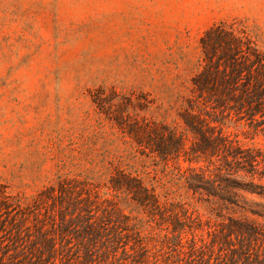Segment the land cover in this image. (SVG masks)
Here are the masks:
<instances>
[{"label":"trees","instance_id":"obj_1","mask_svg":"<svg viewBox=\"0 0 264 264\" xmlns=\"http://www.w3.org/2000/svg\"><path fill=\"white\" fill-rule=\"evenodd\" d=\"M200 43L178 118L100 88L114 139L97 170L30 199L0 183V264H264V150L245 142L264 135V50L227 21Z\"/></svg>","mask_w":264,"mask_h":264},{"label":"rangeland","instance_id":"obj_2","mask_svg":"<svg viewBox=\"0 0 264 264\" xmlns=\"http://www.w3.org/2000/svg\"><path fill=\"white\" fill-rule=\"evenodd\" d=\"M220 21L264 50V0H0V183L30 199L97 170L114 139L100 88L143 90L159 119L178 118ZM245 142L264 150L263 134Z\"/></svg>","mask_w":264,"mask_h":264}]
</instances>
